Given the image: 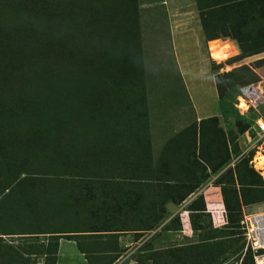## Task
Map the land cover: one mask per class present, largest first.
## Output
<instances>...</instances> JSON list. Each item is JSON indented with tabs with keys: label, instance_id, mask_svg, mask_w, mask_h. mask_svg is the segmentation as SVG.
I'll return each mask as SVG.
<instances>
[{
	"label": "trees",
	"instance_id": "trees-1",
	"mask_svg": "<svg viewBox=\"0 0 264 264\" xmlns=\"http://www.w3.org/2000/svg\"><path fill=\"white\" fill-rule=\"evenodd\" d=\"M37 2V0H24L26 5L34 4V9L26 13L23 11L20 21L11 18L14 22L13 27L8 24L0 25V104H6V110L3 109L7 112L5 115L1 111L0 117L4 122L14 119V122L24 124L40 116H51L53 111L64 114L74 109V126L69 123L62 132L63 135H60V140L51 142L53 143L51 154L56 153V159H65L46 162L45 165L54 166L58 163L70 165V156L74 154L75 147V154L77 153V157L85 163L98 162L108 167L106 169L108 176H98V172L95 173L94 179H96L92 181H96L99 187L120 185L119 189L124 191L122 185L126 182L127 186H132L133 194L142 187H145V191L160 188V197L162 194L168 195L170 191L173 193L174 197L165 200H176L177 204L186 201L208 175L205 176L206 178H201L198 175L199 170L193 171L195 172L193 179L196 182L184 187L185 191H182L179 190L183 187L179 181L155 179L152 170L145 169L148 164H145V172L140 170L136 174L133 171L126 173L127 169H124L127 164L132 166L152 161L136 0H80L79 6L71 0L69 4L75 6L76 11L72 8L62 10L54 7L52 10L47 7L42 8L36 5ZM196 6L200 12L202 26L207 29L206 39L213 60L225 63L241 50L238 60L264 52V0H196ZM24 8L27 9L25 6ZM38 11L47 15L48 24L38 25L32 22L30 13L35 16ZM82 11L88 12L85 15L88 16L87 23L81 20ZM39 27L40 29H37ZM33 29L36 30L33 32L34 36L28 35L26 31ZM229 36L236 37L238 43ZM219 39L224 40L225 46L211 48L209 44ZM255 64L263 65L264 58L255 61ZM242 69L250 71L249 67L242 65L231 72L216 75L220 99L224 98L231 87L244 80L243 76L238 75ZM252 74L256 75L254 72ZM44 86L50 88L47 94L42 93ZM128 93L135 94L137 98L133 97L130 104H125ZM10 99L13 101L9 103ZM73 99L72 107L68 101ZM83 102L85 104L81 106ZM78 109L81 114L76 113L75 110ZM217 124H219L217 116L207 118L181 130L175 137L180 149L186 152L196 153L199 141L200 149L209 148L218 157L220 154L217 153H223L218 163H211L210 166L205 164L213 172L225 166L231 158L230 149L221 141L222 138H219L223 134L219 128H216ZM21 127H25L22 132L24 134L38 137L44 135L30 132L25 125ZM187 133L191 134V137H188ZM125 134L130 135L132 139L126 141L128 147L125 152L120 153L113 146L119 143L118 136ZM208 137L209 142H207ZM31 144V138L23 139L22 134H18L17 129L10 125H5L0 130V234H20L25 237L56 233L58 239L54 252L55 264L61 238L74 240L89 264L99 263L94 259L106 261L104 264H112L122 253L119 243V236L122 233L127 232L126 230H136V233L142 234L154 230L162 221L163 217L158 216L155 209L151 208L150 212L155 213L156 218L144 221L142 227L139 225L135 229H123L128 221H121L122 218L115 214L123 208L124 202L120 196L117 194L111 200L91 197L90 190L83 188L79 193L81 197L74 199V206L77 203L80 213L86 214L98 215L100 212L112 211L116 220L108 221L111 227L99 229L95 226V222L92 228L87 229L48 231L45 218L50 208H47L49 202L46 205L45 201L51 200L52 197H49L47 193L49 188L44 185L46 181L54 183V180L49 177H39L37 171L26 169L27 162L24 160L22 150ZM134 145H139L140 150H134ZM142 154L144 160L138 159ZM31 164L36 165L33 162ZM121 173L123 176H119ZM256 176L258 175L251 167L240 168L238 165L235 168L229 166L221 175L217 185L222 188L226 223L229 222L232 213H241L242 207L251 203L244 198H238L236 185L239 183L242 187L253 186L257 182ZM120 177H123L122 181ZM116 178H120L119 181L113 180ZM68 182H74V178ZM226 184L234 187L228 189L225 187ZM232 191L237 194V198L231 197ZM242 196L245 197L246 194L243 192ZM218 197L220 200L221 197ZM200 199L204 205L202 214L208 210L201 194L188 206L191 214L197 210L194 203ZM166 202L163 204L165 205ZM66 206L69 207L68 204ZM163 210L161 208V211ZM206 213L209 214L211 211L208 210ZM103 215L101 214L100 217ZM239 222L241 230V221ZM119 224L121 229L118 227ZM113 226L116 227L112 229ZM212 238L214 235L206 237V239ZM140 239L141 237L136 241ZM0 241L3 243L2 237ZM149 242L151 241H146L142 248L140 247L142 250L150 249L147 250V254L138 256V264H150L151 260L154 262L157 259L160 260L156 264H169L176 253L167 248L163 251L151 249ZM87 243L98 247L90 250L86 248ZM6 247L7 245L0 244V264H26L23 255L16 251L15 246L11 247L13 250L11 256L9 252H5ZM184 249L182 248L179 253L180 257H185ZM209 251H213L212 248ZM207 254L210 256L209 252ZM208 255L205 256V260ZM176 257L173 260H176ZM252 258L254 259V255Z\"/></svg>",
	"mask_w": 264,
	"mask_h": 264
},
{
	"label": "rangeland",
	"instance_id": "rangeland-1",
	"mask_svg": "<svg viewBox=\"0 0 264 264\" xmlns=\"http://www.w3.org/2000/svg\"><path fill=\"white\" fill-rule=\"evenodd\" d=\"M37 1L36 5L42 8L47 7L51 10L53 7L58 10L72 8L76 11V7L69 4L71 0ZM79 2L80 0H74V4L78 6ZM136 5L138 7V32L140 34V45L142 46L143 76L146 82L149 132L151 135H155V137H153L155 141L152 143L153 145L157 144L156 146L159 147L160 150L158 149L157 151V155H159V153L163 154V150L167 144V142L162 143V141L156 143L157 137L162 136L160 135L162 131H167L168 133V131L177 125L178 126L175 128H181L179 125H182V129L185 130L198 122L194 120L196 115L194 114L190 101H188L185 82L173 52L166 5L163 4V0H136ZM24 6L27 9H25ZM34 6V4L26 5L24 0H0V25L8 24L10 27H13L14 22L11 18L20 21V17H22L23 13L32 11ZM87 14V11H82L81 20L84 21V23H87L86 17L88 16H85ZM18 15L19 18L17 19ZM30 18L33 23L38 25H46L49 23L47 15L40 11H38L35 16L33 13H30ZM37 29H40V27ZM35 31L36 30L33 29L26 32H28V35L34 36L33 32ZM233 39L237 41L236 37H233ZM209 45L211 48H222L225 46V42L223 39H219L217 41H212ZM240 54L241 52L231 56L225 63L213 60L214 70L217 75L231 72L242 65H246L250 68V71L243 69L239 71L238 75L243 76L244 80L231 87L224 98L219 99L218 103L220 106V116H218L219 124H217L216 128H219L221 134L224 135V138L223 135L219 136V138H222L221 141L224 144L226 143L230 149V160L217 172H213L210 168H207L205 164L210 166L211 163H218L223 153H217L220 154V157H218V155L209 148L200 149V143L198 141L197 152L194 154L190 151L186 152L185 150H181L180 148L175 151V155L174 152L171 153V159H173L174 162V170L172 173H167L165 170L157 171L154 169V175H152L155 179L158 178L162 181L166 179H174L175 182L179 181L183 186L179 190L182 191H185L184 187H189L196 182L193 179L195 175L193 171L199 170L198 175L201 178L208 175L207 178L205 177L206 179H204L201 186L193 192L196 195L191 198L190 202H188V200L185 204L186 209H189L188 206L191 202L197 199L199 195L203 194L207 208V196L210 194L207 190L211 187L221 188V186L217 185V182L229 166H234V168L236 165L240 168L247 166L251 167L258 175L255 180L257 182L253 184V186L249 185L242 187L239 183L236 185L238 198H244L248 202H251L249 205L247 204L242 207L241 213H232L228 223L216 224L211 213H209L210 215L206 213L208 210L205 214H202L204 212L201 210L204 205L202 199H200L198 202L194 203L197 209L193 212L194 214H191L190 211L187 210V213L191 216V221H189V219L187 220L186 224H188V227H186L181 218L183 213L181 211L178 212V209L184 202L177 204L176 200H165L174 197L171 191L168 195L166 194V196H163L162 194V197H160V188L154 189L153 191H145V187H142L137 190L136 194H133L131 193L132 186H127L126 182L122 185L125 188L124 191L119 189L120 185L113 186L111 184L104 186L110 191L104 189V187H99L100 185L96 181H92L96 179H94L95 173L98 172V176H108L106 175V169L108 167L98 162L85 163L84 160L77 157V153L75 154V147L74 154L70 156V165H61L62 163H58L54 166L45 165L46 162L65 159H56V153L51 154L53 145L51 142H55V140L60 138V135H63L62 132L65 131L69 123L71 126H74V109L68 110V112H64V114H59V111H53L51 112V116H40L36 118V120H29L24 124L18 121L14 122V119L9 122H4V119L0 117V130L3 129V126L10 125L12 128L17 129L18 134H22L23 139L31 138L32 144L22 150L24 160L27 162L25 166L26 169L29 171H37L39 177H49V179L54 180V183L46 181L44 185L49 188V192L47 191V193L50 195L49 197H52L51 200L45 201L46 205H48L49 202L47 208H50L45 218L48 231L55 232L66 229H87L92 228L95 222V226L99 229L104 230L111 227L108 221L116 220L112 211L106 213L100 212L98 215L86 214L85 212L80 213L77 203L76 206H74V199L77 200V198L81 197V194H79L80 191L83 188H88L91 197H102L103 199L111 200L116 197L117 194L120 196V199L124 202V204H122L123 208L119 213L115 214H118L122 218L121 221H128L127 224H124L127 226L123 227V229H135L138 228L139 225L142 227V223L147 222L148 219L153 220L157 215L163 217L158 227L154 230H149L142 234L136 233V230H126L127 232L122 233L119 236L122 253L112 264H138V256L144 253L147 254V250L150 249H140L148 240L151 241L149 242V247H151V249L163 251L167 248L171 252L176 253L172 256L169 264H257L255 257L254 259L252 258V255H255V253L251 250L243 237V231L239 229V221L243 219L246 212L264 210V170L258 167V165L261 164V162H258V159L264 157V137L258 135L253 129L254 114L250 112H245L244 114L240 113L237 106V104L240 103L237 95L239 94V88L242 86L256 84L264 87V64L261 66H256L255 64V61L264 58V52L251 56L247 60H238ZM251 71L256 75L252 74ZM225 79L226 77H224V80ZM49 89L50 88L47 86H44L42 93L47 94ZM40 93L41 92H38V94ZM133 97L137 98L135 94L128 93L125 98V104H130ZM47 100L49 101V99ZM12 101L13 99H10L9 103ZM68 104L73 107L74 99L68 101ZM83 104L85 103H81V106ZM242 106L245 107L244 104H242ZM3 108L6 110V104L2 105L1 103L0 112L3 111L4 114L7 115V112ZM79 110L80 109L75 111L81 114ZM6 120H9V118H6ZM23 125L27 126L30 132L44 135L39 136L42 137L40 139L35 135L24 134L22 132L25 127H21ZM78 130L79 129H77V131ZM187 136L191 137V134L187 133ZM73 137L78 140L77 136H74V134ZM90 137L93 136L90 135ZM209 139L208 137L207 142H209ZM32 162L36 163V165L32 166ZM165 162L166 160L163 158L157 161L158 164H164ZM190 164L194 166H188ZM28 165L29 168H27ZM119 176H123L122 173ZM73 178L74 182H68ZM120 178L122 181L123 177ZM120 178L113 180L119 181ZM162 185L166 184L162 183ZM225 187L230 189L234 186L226 184ZM118 189L119 191L113 192V190ZM243 192L246 194L245 197L242 196ZM230 195L232 198H237V194L233 191ZM131 200L132 202H130ZM164 202H166L165 205L163 204ZM64 203L68 204L69 207L65 204L64 207L59 210ZM50 205L52 206L50 207ZM151 208L155 209L154 211L158 214L155 215V213L150 212ZM161 208L164 210L161 211ZM101 214H104L103 217H100ZM104 220L106 222H104ZM101 221L102 224H100ZM114 227L116 226H113L112 229H114ZM118 227L121 229L120 224ZM55 235L56 233H44L35 236L27 235L24 237L20 234H0V237L3 239V243L0 241V244L7 245L5 252H9L10 256L13 253L11 247L15 246L16 251L23 255L26 264H55L56 256L54 252L56 251V242L58 239V236ZM212 235H214V238L206 239V237ZM139 237H141V239L136 241ZM85 245L86 248L90 250L98 247V245H90L88 243ZM182 248H185V257L179 256ZM211 248L213 251H209ZM207 252L210 253V256ZM257 254L264 255V251H259ZM76 255L74 251V264H81L78 263ZM206 255H208V258L205 260ZM174 257H176V260H173ZM4 259L6 258H3V260ZM94 260L98 261V264H104L106 262L100 261L99 259ZM159 260L160 259L154 260V262L151 260L150 264H156ZM259 262L260 264H264V256Z\"/></svg>",
	"mask_w": 264,
	"mask_h": 264
},
{
	"label": "crops",
	"instance_id": "crops-1",
	"mask_svg": "<svg viewBox=\"0 0 264 264\" xmlns=\"http://www.w3.org/2000/svg\"><path fill=\"white\" fill-rule=\"evenodd\" d=\"M163 4L166 5V12L168 14L173 52L185 82L188 101H190L194 114L196 115L194 120L199 123L207 118L218 117L220 116V106L218 104L220 97L216 81L217 73L214 70V61L209 54L208 41L206 39L207 29L202 26L196 0H163ZM229 37L233 38V36ZM240 52H242V50ZM249 58L250 57H247L243 60ZM177 126H174L168 133L167 131L162 132V134H160L162 136L156 139V143H158V141H162V143L167 142L165 149H162L163 152L165 151V153H163L164 155L162 153L157 155L159 147L156 146L157 144L153 145L152 142L155 141V139H153L155 135L152 134V156H150L152 157V161L150 163L145 161L143 164L137 163L132 166L131 164H127L125 165L126 168H124L127 169L126 173L133 171L136 174L140 170L145 172V164H148L145 169H150L152 172L155 169L157 171L165 170L167 173H172L174 170V162L173 159H171V153L174 152L175 155V151L180 148L178 140L175 139V137L180 130H183L182 125H179L181 128H175ZM185 138L187 137L185 136ZM131 139L132 137H130V135H120L117 140L119 143L113 146V148L117 149L120 153L123 151L125 152L128 147L126 141ZM133 149L138 151L140 150V146L134 145ZM142 157H144L143 154L138 159H142ZM160 158L165 159L166 162L164 164H158L157 161ZM170 180L174 181V179ZM207 191L210 193L207 196V207L208 210L211 211L213 220L216 224H225V207L221 188L211 187ZM195 195V193H192L178 209V212L181 211L183 213L181 218L186 227H188L186 222L188 219L191 221V216L187 213L189 209H186L185 204L188 200V202H190L191 198ZM218 196L221 197L220 200ZM74 251L77 254L78 263L89 264L85 254L78 249L77 243L74 240L66 238H61L59 240L56 264H74Z\"/></svg>",
	"mask_w": 264,
	"mask_h": 264
},
{
	"label": "built area",
	"instance_id": "built-area-1",
	"mask_svg": "<svg viewBox=\"0 0 264 264\" xmlns=\"http://www.w3.org/2000/svg\"><path fill=\"white\" fill-rule=\"evenodd\" d=\"M238 91L237 98L240 103L237 106L240 113H253V129L258 135L264 137V87L249 84L240 87ZM241 230L247 244L255 253L257 264H260L259 259L264 255L257 253L264 250V210L246 212L241 220Z\"/></svg>",
	"mask_w": 264,
	"mask_h": 264
},
{
	"label": "bare ground",
	"instance_id": "bare-ground-1",
	"mask_svg": "<svg viewBox=\"0 0 264 264\" xmlns=\"http://www.w3.org/2000/svg\"><path fill=\"white\" fill-rule=\"evenodd\" d=\"M258 162H261V164H259L258 167H259L260 169L264 170V157L259 158V159H258ZM261 258H263V256H262ZM261 258H260V259H261ZM260 259H259V261H260ZM259 263H260V262H259Z\"/></svg>",
	"mask_w": 264,
	"mask_h": 264
}]
</instances>
